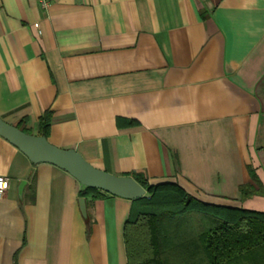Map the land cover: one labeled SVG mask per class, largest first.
Listing matches in <instances>:
<instances>
[{"label": "crops", "instance_id": "1", "mask_svg": "<svg viewBox=\"0 0 264 264\" xmlns=\"http://www.w3.org/2000/svg\"><path fill=\"white\" fill-rule=\"evenodd\" d=\"M47 112L101 171L264 213V0H0V118L39 136ZM0 176V264H128L134 201L84 215L76 179L2 137Z\"/></svg>", "mask_w": 264, "mask_h": 264}, {"label": "trees", "instance_id": "2", "mask_svg": "<svg viewBox=\"0 0 264 264\" xmlns=\"http://www.w3.org/2000/svg\"><path fill=\"white\" fill-rule=\"evenodd\" d=\"M52 122L45 113L39 136L49 138ZM133 179L147 194L133 202L124 226L128 264H264L263 212L208 205L177 184L151 185L143 174ZM251 189L245 185L240 191ZM80 196L103 197L85 187Z\"/></svg>", "mask_w": 264, "mask_h": 264}, {"label": "water", "instance_id": "3", "mask_svg": "<svg viewBox=\"0 0 264 264\" xmlns=\"http://www.w3.org/2000/svg\"><path fill=\"white\" fill-rule=\"evenodd\" d=\"M0 137L18 148L33 165L47 163L69 173L80 186L102 191L119 198L135 201L146 197L147 192L135 179L116 176L93 167L74 149H61L46 137L35 136L6 123L0 118ZM85 215V200H80Z\"/></svg>", "mask_w": 264, "mask_h": 264}, {"label": "built area", "instance_id": "4", "mask_svg": "<svg viewBox=\"0 0 264 264\" xmlns=\"http://www.w3.org/2000/svg\"><path fill=\"white\" fill-rule=\"evenodd\" d=\"M53 0H37L41 8H47ZM35 28L37 30H40V25L36 24ZM9 188V179L0 176V202L3 200L6 195Z\"/></svg>", "mask_w": 264, "mask_h": 264}]
</instances>
